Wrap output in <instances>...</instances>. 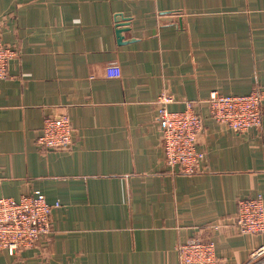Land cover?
Wrapping results in <instances>:
<instances>
[{
	"label": "crops",
	"instance_id": "crops-1",
	"mask_svg": "<svg viewBox=\"0 0 264 264\" xmlns=\"http://www.w3.org/2000/svg\"><path fill=\"white\" fill-rule=\"evenodd\" d=\"M0 36L16 51L0 79V196L38 190L58 204L50 233L0 264H178L192 237L214 243L216 264H264L250 258L264 234L233 221L238 199L264 197V98L260 126L243 133L205 103L264 95V0H0ZM161 92L169 110L190 102L203 116L194 173L164 162ZM58 113L71 145L40 147Z\"/></svg>",
	"mask_w": 264,
	"mask_h": 264
},
{
	"label": "built area",
	"instance_id": "built-area-1",
	"mask_svg": "<svg viewBox=\"0 0 264 264\" xmlns=\"http://www.w3.org/2000/svg\"><path fill=\"white\" fill-rule=\"evenodd\" d=\"M16 51L2 42L0 36V79L7 75V63ZM263 91L255 88L242 95L211 93L205 100L206 116L231 130L243 133L259 127L262 115ZM171 97L159 93L153 103L161 134L164 162L170 171L191 174L199 170L204 152L198 151L196 141L203 129V116L196 113L190 102L180 111H171ZM72 127L65 113L44 117L37 137L40 147L63 150L71 145ZM57 203L50 204L38 190L19 199L0 196V252L14 253L30 247L51 231L50 213ZM234 226L239 233L264 234V197L256 195L237 200ZM178 264H216L214 243L209 239L192 237L176 247ZM264 254V245L250 253L251 260Z\"/></svg>",
	"mask_w": 264,
	"mask_h": 264
},
{
	"label": "water",
	"instance_id": "water-1",
	"mask_svg": "<svg viewBox=\"0 0 264 264\" xmlns=\"http://www.w3.org/2000/svg\"><path fill=\"white\" fill-rule=\"evenodd\" d=\"M119 17H120V15H118V17L116 19V22H117L116 35L118 37V40L120 41L123 38L122 37V32L125 30V27L127 25V22H125V23H119ZM125 21H128V20H125Z\"/></svg>",
	"mask_w": 264,
	"mask_h": 264
}]
</instances>
